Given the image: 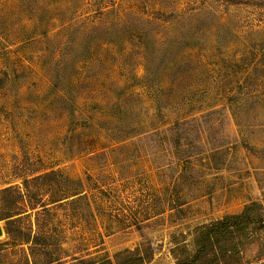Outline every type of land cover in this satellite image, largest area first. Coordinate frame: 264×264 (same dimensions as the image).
Returning a JSON list of instances; mask_svg holds the SVG:
<instances>
[{
    "label": "rangeland",
    "instance_id": "obj_1",
    "mask_svg": "<svg viewBox=\"0 0 264 264\" xmlns=\"http://www.w3.org/2000/svg\"><path fill=\"white\" fill-rule=\"evenodd\" d=\"M259 1L0 0V215L20 194L32 238L4 231L0 264H174L197 226L264 211ZM220 244L264 260V227Z\"/></svg>",
    "mask_w": 264,
    "mask_h": 264
},
{
    "label": "trees",
    "instance_id": "obj_2",
    "mask_svg": "<svg viewBox=\"0 0 264 264\" xmlns=\"http://www.w3.org/2000/svg\"><path fill=\"white\" fill-rule=\"evenodd\" d=\"M264 4V0L259 1ZM42 174L33 176V178H38ZM44 175V174H43ZM24 183H28L29 178L23 179ZM14 188L12 186H7L0 190V194L13 193ZM19 195L13 196V202L7 204L5 211L0 215V221L5 220L4 231L5 234L10 238H18L19 235H26L23 240L26 242H31V233H25L21 229L14 226L15 215L18 213H12V206L18 201ZM46 204H39L32 206L33 209L37 207H42L45 209ZM263 203L258 201H252L244 205L243 209L237 213L230 216H226L210 224L199 225L194 231V247L195 251L193 254H187V256H176L177 261L174 264H263L264 260L260 257L255 261L243 262L239 256L233 253L235 247H230L228 245H221L220 241L222 239H227V233H234L236 230H242L248 225L252 224L255 227H264V211ZM20 233V234H19ZM177 244L179 242L176 241ZM126 255L133 256L128 264H145L149 262L153 255V250L151 246L145 245L143 248H135L133 250H126ZM119 257H116V259ZM133 258V259H132ZM119 261V260H118ZM100 264H120L119 262H113L110 259H105L100 262Z\"/></svg>",
    "mask_w": 264,
    "mask_h": 264
},
{
    "label": "water",
    "instance_id": "obj_3",
    "mask_svg": "<svg viewBox=\"0 0 264 264\" xmlns=\"http://www.w3.org/2000/svg\"><path fill=\"white\" fill-rule=\"evenodd\" d=\"M4 233V228L2 227V225L0 224V235H2Z\"/></svg>",
    "mask_w": 264,
    "mask_h": 264
}]
</instances>
